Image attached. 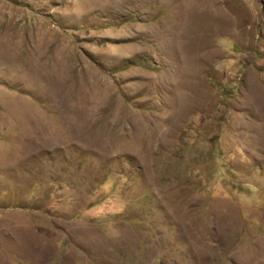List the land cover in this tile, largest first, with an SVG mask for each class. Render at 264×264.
<instances>
[{
    "label": "rangeland",
    "instance_id": "rangeland-1",
    "mask_svg": "<svg viewBox=\"0 0 264 264\" xmlns=\"http://www.w3.org/2000/svg\"><path fill=\"white\" fill-rule=\"evenodd\" d=\"M0 264H264V0H0Z\"/></svg>",
    "mask_w": 264,
    "mask_h": 264
},
{
    "label": "bare ground",
    "instance_id": "bare-ground-1",
    "mask_svg": "<svg viewBox=\"0 0 264 264\" xmlns=\"http://www.w3.org/2000/svg\"><path fill=\"white\" fill-rule=\"evenodd\" d=\"M177 36H178V35H177ZM180 38H182V37H180ZM180 38H176V39L178 40V39H180ZM186 40H187V39H186ZM177 42H179V41H177ZM179 43H180V42H179ZM176 45H177V43H176ZM178 47H179V46H178ZM181 47H182V46H181ZM138 151H139V150H138ZM141 159H142V158H141Z\"/></svg>",
    "mask_w": 264,
    "mask_h": 264
}]
</instances>
